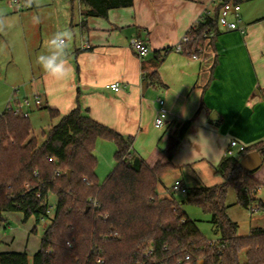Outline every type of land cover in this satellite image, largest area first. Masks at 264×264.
<instances>
[{"label":"crops","instance_id":"obj_1","mask_svg":"<svg viewBox=\"0 0 264 264\" xmlns=\"http://www.w3.org/2000/svg\"><path fill=\"white\" fill-rule=\"evenodd\" d=\"M256 1L240 4L237 30L218 26L216 35L205 41L201 54L195 57L174 48L204 16L217 13V0H134L129 8L111 10L106 18H88L84 25L79 1L60 0L53 11L55 22L46 27L48 32L46 17L40 15L42 6L31 5L18 16L23 51L16 55L9 51V45L2 44L0 116L9 105L21 107L29 115L41 108L64 115L77 103L94 121L131 137L133 153L142 160L154 148L170 147L179 127L192 121L178 141L171 172L190 169L200 180L193 188L207 187L202 181L216 179L214 170L226 157L231 140L246 147L264 140V4ZM25 2L32 4V0ZM34 17L40 22L35 23ZM229 21L235 22L233 15ZM65 28L73 33L71 74L64 80L46 79L37 56L46 52L47 35ZM134 39L149 49L145 58H137L131 49ZM167 49L165 59L155 67L153 53ZM153 72L157 79H145ZM115 83L120 85L119 92L105 88ZM153 94L157 95L155 100ZM26 99L29 108L23 106ZM35 100L41 107H35ZM158 100L165 102L168 112L164 130L153 126ZM176 181L189 190L183 179ZM171 189L159 192L157 188V194L173 198ZM9 214H19L23 220L21 213L4 214L0 233L9 225ZM14 241L0 234V242L5 244L0 252H25L12 249Z\"/></svg>","mask_w":264,"mask_h":264},{"label":"trees","instance_id":"obj_2","mask_svg":"<svg viewBox=\"0 0 264 264\" xmlns=\"http://www.w3.org/2000/svg\"><path fill=\"white\" fill-rule=\"evenodd\" d=\"M82 24L88 18H106L111 10L129 8L134 0H78ZM254 0H232L243 4ZM220 6L213 16H204L187 34L182 52L201 54L205 41L217 33ZM169 49L153 53L158 67ZM157 79L156 72L145 79ZM52 120L40 143L32 135L29 120L6 112L0 116V224L4 214L21 213L23 221L34 219L36 227L49 220V195L56 198L53 217L43 232L31 264H264V228L237 235L238 226L227 215L229 186L236 205L263 209L257 191L264 187V140L246 147L235 157H225L214 174L221 184L187 190L181 203L160 198V179L174 169L172 159L192 121L183 123L177 140L167 149L154 148L139 159L133 139L94 121L76 107L61 115L46 108ZM97 140L114 143L113 171L100 183L94 155ZM257 152L261 166L247 173L240 160ZM69 173V175H68ZM193 205L210 217L217 235L206 240L194 220L183 211ZM70 243V246H69ZM188 257V260H186ZM0 264H29L27 254L0 252Z\"/></svg>","mask_w":264,"mask_h":264},{"label":"rangeland","instance_id":"obj_3","mask_svg":"<svg viewBox=\"0 0 264 264\" xmlns=\"http://www.w3.org/2000/svg\"><path fill=\"white\" fill-rule=\"evenodd\" d=\"M20 1V9L16 10V7L12 4V0H0V24L3 25L2 30H0V47L2 44L9 45V51L14 52L16 55L23 51L24 40L19 35L20 29V20L18 16L23 12H26L27 9L31 5L42 6L41 7V16H45V31L48 32L51 25L55 22L57 16L53 13L56 10V7H59L60 0H32V4H27L25 0ZM256 2H260L264 4V0H259ZM49 27V28H46ZM18 33V35L16 34ZM52 36V34L47 35V40ZM4 51L3 46L0 48V53ZM26 61V60H25ZM20 95L23 94L22 88L18 91ZM151 93V92H150ZM149 93V95H150ZM4 93L3 90L0 89V104L2 103V97ZM21 97V96H19ZM153 100L157 98L156 94H153L151 97ZM6 110V109H5ZM56 122V120H52L48 114V111L44 108L36 109L29 115V123L32 128V132L37 140L42 142L43 134H46L50 127ZM164 130V129H163ZM40 142V143H41ZM115 151L116 147L114 143L105 140H97L96 149L94 151V155L97 159V168H96V176L98 181L102 183L106 177L113 171L116 162H115ZM182 175V176H181ZM183 179L185 186L189 189L195 187L198 183L199 178L195 177V175L190 171V169L180 168L175 170V172H169L165 174L159 182L158 191L170 189L172 188L174 181L177 179ZM221 183L222 180L220 177L216 176V179L208 178L202 181L203 185H207V187L214 186L215 182ZM158 192V194H159ZM171 194L176 202L181 203L185 200V195L179 192H173L171 189ZM257 197V196H256ZM49 202V220L53 217L54 208L56 204V198L54 195L50 194L48 198ZM262 204L263 209H257L255 212L250 211V209H243L236 205V197L234 187L229 186L226 192L225 205L227 207V215L228 217L237 224L238 230L237 235L240 237L248 236L251 229L256 228H264V187L262 188L261 194L257 197L256 204ZM182 211L191 219L194 220L199 228L202 236L208 241H215L217 239V235L214 234V228L209 223L210 217L205 215L200 208L184 204L181 206ZM19 214H9L7 215V222L9 223L8 227L5 231L1 232L3 236L8 239L14 238V245L12 249H19L21 251H25L28 255L29 264H31V256L37 250L40 245V240L43 235V227L49 223V220H43L40 225L36 227V233H30V230L35 225L33 219H29L24 222L20 221L18 218ZM7 246V245H6ZM5 247V244L0 242V248ZM7 248V247H6ZM240 263L243 264L245 262L244 254L242 253L239 257Z\"/></svg>","mask_w":264,"mask_h":264},{"label":"built area","instance_id":"obj_4","mask_svg":"<svg viewBox=\"0 0 264 264\" xmlns=\"http://www.w3.org/2000/svg\"><path fill=\"white\" fill-rule=\"evenodd\" d=\"M220 6L219 15H218V26L224 28L228 31H235L237 30V23L239 22V14H240V5L234 4L232 0H217ZM12 4L16 7L17 10H20V1L19 0H12ZM233 15L235 18V22H230L229 17ZM188 42L187 36L183 37L181 41L175 46V52L181 53L182 52V45ZM131 49L133 50L134 54L139 59L145 58L149 53V49L139 40H132L131 41ZM107 90H111L113 92H119L121 90L120 85L110 84L105 87ZM158 109L155 113L153 126L157 130H163L166 125V121L168 118V112L165 107V102L163 100H158ZM35 107H41V102L39 100L34 101ZM23 106L29 108L30 102L29 100H24ZM6 112H11L14 116L28 119L29 113L28 111H24L21 107H11L10 105L7 106ZM246 146L239 144L235 140H231L229 146L225 152L226 157H235L238 153L245 151ZM172 191L179 192L182 194H186L187 190L182 186L181 182L176 181L172 186ZM257 209H251L252 212H255ZM49 215V211L47 212ZM213 242V241H212ZM188 260V257H186Z\"/></svg>","mask_w":264,"mask_h":264},{"label":"clouds","instance_id":"obj_5","mask_svg":"<svg viewBox=\"0 0 264 264\" xmlns=\"http://www.w3.org/2000/svg\"><path fill=\"white\" fill-rule=\"evenodd\" d=\"M39 23V17L33 18ZM3 25L0 24V30ZM73 33L70 29H60L45 41L46 52L37 56V64L42 68L46 79L53 81L69 78L72 68L69 63ZM70 246V243H69Z\"/></svg>","mask_w":264,"mask_h":264},{"label":"water","instance_id":"obj_6","mask_svg":"<svg viewBox=\"0 0 264 264\" xmlns=\"http://www.w3.org/2000/svg\"><path fill=\"white\" fill-rule=\"evenodd\" d=\"M147 83H143V92L146 91ZM177 140L174 139L173 142L175 143ZM262 164V159L257 152H251L244 156L240 160V167L244 172L251 173L257 170ZM69 175V173H68Z\"/></svg>","mask_w":264,"mask_h":264}]
</instances>
